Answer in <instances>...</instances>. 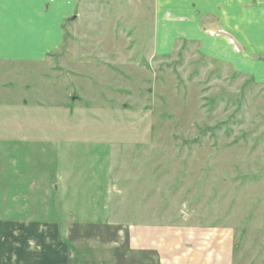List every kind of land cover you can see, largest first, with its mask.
Returning a JSON list of instances; mask_svg holds the SVG:
<instances>
[{
	"label": "rangeland",
	"instance_id": "374dc122",
	"mask_svg": "<svg viewBox=\"0 0 264 264\" xmlns=\"http://www.w3.org/2000/svg\"><path fill=\"white\" fill-rule=\"evenodd\" d=\"M152 2L79 0L56 53L0 65V219L75 227L92 264L142 226L264 264V85L153 53Z\"/></svg>",
	"mask_w": 264,
	"mask_h": 264
},
{
	"label": "crops",
	"instance_id": "0c3cea01",
	"mask_svg": "<svg viewBox=\"0 0 264 264\" xmlns=\"http://www.w3.org/2000/svg\"><path fill=\"white\" fill-rule=\"evenodd\" d=\"M152 3L153 53L171 56L195 49L204 59L264 85V0ZM78 8L79 0H0V65L45 62L64 45L66 26L78 17ZM74 231L48 220L0 219V264H92L90 256L81 259L77 245L90 241ZM137 232L135 245L124 233L121 244L129 255L113 261L120 246L115 245L101 263L125 264L130 256L135 264H235L233 238L214 240L210 247L199 240L201 230L178 235L175 229L142 226Z\"/></svg>",
	"mask_w": 264,
	"mask_h": 264
},
{
	"label": "water",
	"instance_id": "95a60500",
	"mask_svg": "<svg viewBox=\"0 0 264 264\" xmlns=\"http://www.w3.org/2000/svg\"><path fill=\"white\" fill-rule=\"evenodd\" d=\"M73 101H74V98H73Z\"/></svg>",
	"mask_w": 264,
	"mask_h": 264
}]
</instances>
